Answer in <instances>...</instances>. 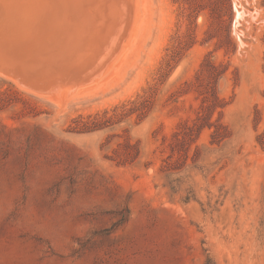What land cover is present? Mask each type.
<instances>
[{
  "label": "rangeland",
  "instance_id": "rangeland-1",
  "mask_svg": "<svg viewBox=\"0 0 264 264\" xmlns=\"http://www.w3.org/2000/svg\"><path fill=\"white\" fill-rule=\"evenodd\" d=\"M5 1L0 264H264V0Z\"/></svg>",
  "mask_w": 264,
  "mask_h": 264
},
{
  "label": "bare ground",
  "instance_id": "bare-ground-1",
  "mask_svg": "<svg viewBox=\"0 0 264 264\" xmlns=\"http://www.w3.org/2000/svg\"><path fill=\"white\" fill-rule=\"evenodd\" d=\"M111 1L113 2V0ZM89 2H90V8L94 9V7L98 6L99 10L100 8H103V5L105 4V0H89ZM49 8H50L49 6H46L42 3H35V2L11 3V1L10 3L9 2L7 3L5 0H0V25L5 24L7 26H12V27L19 26L21 21L27 18V16H34L36 14L43 13L47 11ZM111 10L113 11V9ZM99 13L101 14V12ZM118 16L120 17V15ZM104 25H105L104 22L100 18H96V14L92 15L90 18H88L84 22L82 21L81 29L79 31L78 36L76 37L77 39L76 48L82 47L81 45L83 44H85V46L87 47L89 44L94 42V49L92 50V53L94 54L93 55L94 58H95V54L97 57V51L104 50L100 47L106 46V45L108 46V42H110L112 39V37L106 38V36H101V37L99 36L100 35L99 31L102 30ZM5 37L6 35L1 36L2 39ZM102 43L103 45H101ZM122 52L123 50H121L119 54H121ZM97 82H98V78H96V80H94L91 84L80 87V88H76V89H74V87L73 88H61L60 87V88L52 90V92L50 91L48 93V97L50 98L67 97L69 95L78 94L80 92H83L91 88V86L95 85Z\"/></svg>",
  "mask_w": 264,
  "mask_h": 264
}]
</instances>
